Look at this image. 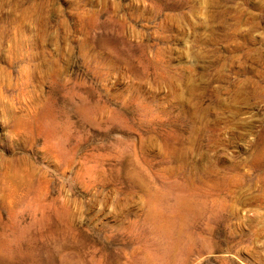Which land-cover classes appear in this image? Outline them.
Segmentation results:
<instances>
[{
    "label": "rangeland",
    "instance_id": "374dc122",
    "mask_svg": "<svg viewBox=\"0 0 264 264\" xmlns=\"http://www.w3.org/2000/svg\"><path fill=\"white\" fill-rule=\"evenodd\" d=\"M0 264H264V0H0Z\"/></svg>",
    "mask_w": 264,
    "mask_h": 264
},
{
    "label": "bare ground",
    "instance_id": "6f19581e",
    "mask_svg": "<svg viewBox=\"0 0 264 264\" xmlns=\"http://www.w3.org/2000/svg\"><path fill=\"white\" fill-rule=\"evenodd\" d=\"M2 256V255H1Z\"/></svg>",
    "mask_w": 264,
    "mask_h": 264
}]
</instances>
